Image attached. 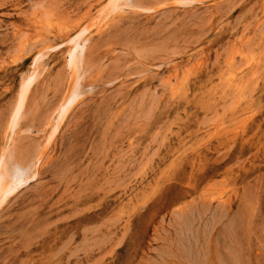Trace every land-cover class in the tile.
Listing matches in <instances>:
<instances>
[{
	"label": "rangeland",
	"instance_id": "374dc122",
	"mask_svg": "<svg viewBox=\"0 0 264 264\" xmlns=\"http://www.w3.org/2000/svg\"><path fill=\"white\" fill-rule=\"evenodd\" d=\"M109 1L0 0V264H264V0Z\"/></svg>",
	"mask_w": 264,
	"mask_h": 264
},
{
	"label": "bare ground",
	"instance_id": "6f19581e",
	"mask_svg": "<svg viewBox=\"0 0 264 264\" xmlns=\"http://www.w3.org/2000/svg\"><path fill=\"white\" fill-rule=\"evenodd\" d=\"M125 2L126 0H110L105 5V7H103L102 11L99 15L96 16V18L100 19L99 16H102L104 14L108 16L119 11L121 7H123ZM84 33L85 32H83V34L79 33L78 35L72 38V43L68 52V60L66 63V68H68V71L70 72L71 82L69 83L63 102L55 111L51 128L52 130L47 139V142H49L55 135L56 130L60 127V124L66 117L71 106L75 103V101H77L79 97L78 82L81 77L79 76V67L82 64L81 59H83V43L87 40L86 35H84ZM39 63L40 61L37 57L34 60V64L31 71L29 72L27 78L24 80L23 84L20 87L16 105L11 114V118L9 119V130L12 137L14 136L15 129L18 126L19 121L23 115L28 94L40 75V73L38 72ZM39 156L37 158H31V160H33L31 166V160L29 164L27 163L30 167H23V165L16 160L12 150L7 147L5 152L2 154V158L0 159V203H2L5 198H7L9 195H11V193H13V187L15 185H21L23 182L30 179L29 172H31L32 169L35 170V168H38L39 166L37 165H39L41 162V157Z\"/></svg>",
	"mask_w": 264,
	"mask_h": 264
}]
</instances>
